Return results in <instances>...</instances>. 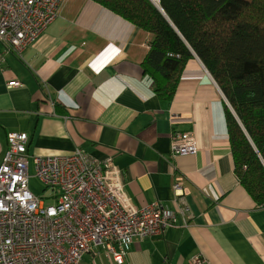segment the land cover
<instances>
[{
  "label": "crops",
  "instance_id": "crops-1",
  "mask_svg": "<svg viewBox=\"0 0 264 264\" xmlns=\"http://www.w3.org/2000/svg\"><path fill=\"white\" fill-rule=\"evenodd\" d=\"M150 40L91 0H65L32 45L0 44V164L9 132L27 135L29 162L76 149L110 158L136 206L158 202L176 220L162 237L132 243L123 264H190L196 254L264 264V206L234 173L219 87L195 57L173 98L158 99L140 67ZM14 81L21 86L9 88ZM176 133H190L197 153L172 158ZM80 264L116 263L101 252Z\"/></svg>",
  "mask_w": 264,
  "mask_h": 264
},
{
  "label": "built area",
  "instance_id": "built-area-1",
  "mask_svg": "<svg viewBox=\"0 0 264 264\" xmlns=\"http://www.w3.org/2000/svg\"><path fill=\"white\" fill-rule=\"evenodd\" d=\"M64 1L0 0V44L16 52L32 45ZM172 140V158L197 153L190 133H176ZM27 142L25 133L6 135L0 164V264H80L85 254L101 252L123 264L132 243L162 237L175 224V214L158 202L142 207L132 202L110 158L99 161L79 149L69 156L33 157L45 193L33 195ZM179 189L176 183L175 192ZM180 213H189L185 201ZM190 264L207 261L196 254Z\"/></svg>",
  "mask_w": 264,
  "mask_h": 264
},
{
  "label": "trees",
  "instance_id": "trees-1",
  "mask_svg": "<svg viewBox=\"0 0 264 264\" xmlns=\"http://www.w3.org/2000/svg\"><path fill=\"white\" fill-rule=\"evenodd\" d=\"M91 1L151 35L140 67L161 101L201 61L236 116L225 106L234 173L264 206V0H158L164 15L150 0Z\"/></svg>",
  "mask_w": 264,
  "mask_h": 264
},
{
  "label": "rangeland",
  "instance_id": "rangeland-1",
  "mask_svg": "<svg viewBox=\"0 0 264 264\" xmlns=\"http://www.w3.org/2000/svg\"><path fill=\"white\" fill-rule=\"evenodd\" d=\"M223 99L226 103L227 108L231 112V114L236 118L234 111L232 110L231 106L229 105L227 100L224 98V96H223ZM28 175H29V190H30V192L35 196H41L42 197V195H45V193L43 192L44 186L36 178L32 162L29 163Z\"/></svg>",
  "mask_w": 264,
  "mask_h": 264
},
{
  "label": "water",
  "instance_id": "water-1",
  "mask_svg": "<svg viewBox=\"0 0 264 264\" xmlns=\"http://www.w3.org/2000/svg\"><path fill=\"white\" fill-rule=\"evenodd\" d=\"M154 6L164 15L163 11L161 10L159 4H158V0L156 2H154L153 0H150ZM171 24V23H170ZM172 28L176 31V33L180 36V34L178 33V31L174 28V26L171 24Z\"/></svg>",
  "mask_w": 264,
  "mask_h": 264
},
{
  "label": "bare ground",
  "instance_id": "bare-ground-1",
  "mask_svg": "<svg viewBox=\"0 0 264 264\" xmlns=\"http://www.w3.org/2000/svg\"><path fill=\"white\" fill-rule=\"evenodd\" d=\"M154 2H156L157 0H153Z\"/></svg>",
  "mask_w": 264,
  "mask_h": 264
}]
</instances>
